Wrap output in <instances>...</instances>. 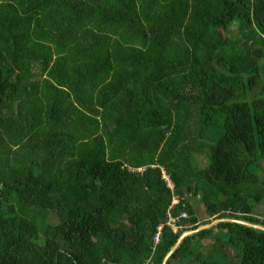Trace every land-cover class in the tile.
Listing matches in <instances>:
<instances>
[{"label":"trees","instance_id":"1","mask_svg":"<svg viewBox=\"0 0 264 264\" xmlns=\"http://www.w3.org/2000/svg\"><path fill=\"white\" fill-rule=\"evenodd\" d=\"M263 205L264 0H0V264H162ZM166 264H264V232Z\"/></svg>","mask_w":264,"mask_h":264},{"label":"water","instance_id":"2","mask_svg":"<svg viewBox=\"0 0 264 264\" xmlns=\"http://www.w3.org/2000/svg\"><path fill=\"white\" fill-rule=\"evenodd\" d=\"M222 222H229V223H236L238 225H242V226H246L255 230H259L264 232V227L261 225H256V224H251V223H247V222H243V221H238V220H234V219H222V220H216L214 222H211L207 225H202L200 227H198L196 230L194 231H188L183 233L179 239L177 240L176 244L171 248V250L169 251V253L166 255V257L164 258L162 264H166L167 260L169 259V257L175 252V250L178 248V246L180 245V243L187 237L192 236L200 231L203 230H207L209 228H212L213 226L217 225L218 223H222Z\"/></svg>","mask_w":264,"mask_h":264},{"label":"built area","instance_id":"3","mask_svg":"<svg viewBox=\"0 0 264 264\" xmlns=\"http://www.w3.org/2000/svg\"><path fill=\"white\" fill-rule=\"evenodd\" d=\"M138 171H142V169H138ZM163 178L165 179V180H168V177L164 174L163 175ZM181 218H185L186 217V215L183 213V214H181V216H180ZM176 222V219H172V218H170L169 217V221H168V223H167V226L172 230V231H176V226H175V223ZM160 232H161V227H158L157 228V233L155 234V236H154V243L155 244H157L158 242H159V236H160Z\"/></svg>","mask_w":264,"mask_h":264},{"label":"rangeland","instance_id":"4","mask_svg":"<svg viewBox=\"0 0 264 264\" xmlns=\"http://www.w3.org/2000/svg\"><path fill=\"white\" fill-rule=\"evenodd\" d=\"M197 202H198V201L196 200V203H197ZM194 208H196L195 211H196V214H197L199 220H200V221H203L204 218H206V215H205V213H204L203 206L200 205V204L198 203V204H196V207L194 206ZM260 209H261V212L264 211V205H263ZM51 221H56V219H55V220H51ZM203 243H204V245L209 244L208 241H204ZM204 252H205V250H203V253H204Z\"/></svg>","mask_w":264,"mask_h":264},{"label":"clouds","instance_id":"5","mask_svg":"<svg viewBox=\"0 0 264 264\" xmlns=\"http://www.w3.org/2000/svg\"><path fill=\"white\" fill-rule=\"evenodd\" d=\"M174 232V231H173Z\"/></svg>","mask_w":264,"mask_h":264}]
</instances>
